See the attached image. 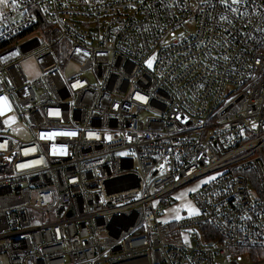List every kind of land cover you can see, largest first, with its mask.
Masks as SVG:
<instances>
[{
    "label": "built area",
    "instance_id": "1",
    "mask_svg": "<svg viewBox=\"0 0 264 264\" xmlns=\"http://www.w3.org/2000/svg\"><path fill=\"white\" fill-rule=\"evenodd\" d=\"M232 7L0 4V264L264 263V0Z\"/></svg>",
    "mask_w": 264,
    "mask_h": 264
},
{
    "label": "rangeland",
    "instance_id": "2",
    "mask_svg": "<svg viewBox=\"0 0 264 264\" xmlns=\"http://www.w3.org/2000/svg\"><path fill=\"white\" fill-rule=\"evenodd\" d=\"M23 69L27 73V75L32 78L39 75L38 65L33 59H29L23 63ZM73 67H69L67 69V74H69ZM92 79L91 76H89ZM4 120L7 123L11 135L15 138L29 139V133L24 125V123L15 115L13 112H9L4 115ZM7 170L0 171V178L6 177ZM198 184L192 183L188 184L181 189H178L174 195H172L171 202H169L166 206H164L161 210L162 219L165 223L163 228V233H166L168 229V224L172 221H175L180 218L187 217L191 214H194L196 211H189V208L196 210L194 203L190 198V194H192L196 189H198ZM179 217V218H177ZM221 264H226L224 259H220ZM241 264H252L251 260L245 259L241 262ZM264 264V263H261Z\"/></svg>",
    "mask_w": 264,
    "mask_h": 264
},
{
    "label": "snow or ice",
    "instance_id": "3",
    "mask_svg": "<svg viewBox=\"0 0 264 264\" xmlns=\"http://www.w3.org/2000/svg\"><path fill=\"white\" fill-rule=\"evenodd\" d=\"M220 2L222 4H225L226 7L231 8V11L237 12L238 9L235 8V7H232V5L240 4V3L243 2V0H231V4H229L228 0H220ZM6 3H8V0H0V4H6ZM11 3L13 5H15L17 3V0H11ZM222 19H225V18L222 17ZM148 65H149V67L152 66V61L151 60L148 61ZM138 98L139 99H145L143 97H138ZM9 107H10V105L7 103V98L6 97H0V114H2L3 111L6 108H9ZM66 134H73L74 135V133H66ZM51 135H55V133H52ZM23 166L24 165H21V167H23ZM189 211L191 212V211H197V210H194V209L189 208ZM177 218H179V217H177Z\"/></svg>",
    "mask_w": 264,
    "mask_h": 264
},
{
    "label": "trees",
    "instance_id": "4",
    "mask_svg": "<svg viewBox=\"0 0 264 264\" xmlns=\"http://www.w3.org/2000/svg\"><path fill=\"white\" fill-rule=\"evenodd\" d=\"M171 223H172V224H171ZM173 223H174V222L172 221V222H170L168 225H173Z\"/></svg>",
    "mask_w": 264,
    "mask_h": 264
}]
</instances>
